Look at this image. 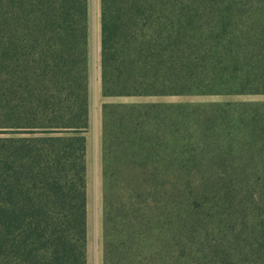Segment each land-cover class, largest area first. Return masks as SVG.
I'll return each mask as SVG.
<instances>
[{"label": "trees", "instance_id": "1", "mask_svg": "<svg viewBox=\"0 0 264 264\" xmlns=\"http://www.w3.org/2000/svg\"><path fill=\"white\" fill-rule=\"evenodd\" d=\"M99 19L104 99L264 95V0H99ZM100 114L102 264H264V103ZM89 127V0H0V264H87ZM195 177L224 186L183 206ZM243 206L253 226L210 241Z\"/></svg>", "mask_w": 264, "mask_h": 264}, {"label": "rangeland", "instance_id": "2", "mask_svg": "<svg viewBox=\"0 0 264 264\" xmlns=\"http://www.w3.org/2000/svg\"><path fill=\"white\" fill-rule=\"evenodd\" d=\"M89 102H90V127L85 134L87 139V264H102V176H101V114L100 105L103 102H162V103H181V104H208L218 103H264V95H220V96H157V97H133V98H110L104 99L100 94V19H99V0H89ZM192 125V123H189ZM190 131H193L191 129ZM183 142V141H182ZM216 178L206 179L202 182L201 178L186 179L180 185L182 189L179 203L182 205H192L193 200L206 198L208 192L222 189L223 183L215 181ZM208 181L207 183H205ZM238 184H228L227 188L238 190L234 199H240L243 194L254 191L253 180ZM216 182V183H215ZM216 188V189H215ZM213 189V190H212ZM225 189V188H224ZM238 196V197H236ZM256 201H261L260 195L254 194ZM259 196V198H258ZM260 205L263 203L260 202ZM261 216H264V206L259 208ZM234 216L230 220L225 215H219L218 219L206 225L208 239L214 238L217 227L225 226L229 230L242 228L249 230L255 223L253 212L244 206L235 208ZM191 238L187 237L186 246L190 245Z\"/></svg>", "mask_w": 264, "mask_h": 264}]
</instances>
